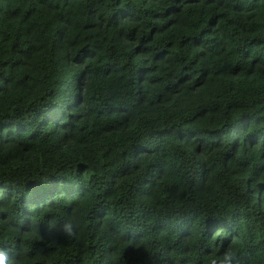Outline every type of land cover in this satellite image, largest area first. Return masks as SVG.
Masks as SVG:
<instances>
[{
	"label": "trees",
	"instance_id": "16d2710c",
	"mask_svg": "<svg viewBox=\"0 0 264 264\" xmlns=\"http://www.w3.org/2000/svg\"><path fill=\"white\" fill-rule=\"evenodd\" d=\"M0 248L264 264V0H0Z\"/></svg>",
	"mask_w": 264,
	"mask_h": 264
},
{
	"label": "clouds",
	"instance_id": "9594fccd",
	"mask_svg": "<svg viewBox=\"0 0 264 264\" xmlns=\"http://www.w3.org/2000/svg\"><path fill=\"white\" fill-rule=\"evenodd\" d=\"M64 231L69 238H78L77 233L73 231L71 224L65 226ZM240 256L237 250H233L231 247L224 253L223 261H231L234 258ZM220 259H213L211 264H223ZM0 264H15V259L10 257L6 248H0Z\"/></svg>",
	"mask_w": 264,
	"mask_h": 264
}]
</instances>
